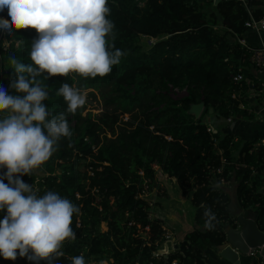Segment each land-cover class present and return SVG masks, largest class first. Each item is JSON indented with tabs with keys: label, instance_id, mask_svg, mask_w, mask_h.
<instances>
[{
	"label": "trees",
	"instance_id": "16d2710c",
	"mask_svg": "<svg viewBox=\"0 0 264 264\" xmlns=\"http://www.w3.org/2000/svg\"><path fill=\"white\" fill-rule=\"evenodd\" d=\"M257 3L249 4L260 17L264 10L253 7ZM209 4L215 10L208 12ZM108 6L116 33L114 40L106 37L108 50L114 51V43L128 52L111 73L44 79L45 72L37 77L47 86L48 100L42 103L53 116L65 113L72 136L61 138L42 164L40 177L32 173L29 178L36 181L38 195L55 191L80 207V214L72 217L76 239L64 242L62 257L30 260L17 254L15 260L0 256V264H71L77 255H83L86 264H170L173 259L177 264H209L202 259L204 249L226 239L227 224L236 225L229 195L220 188L221 180L232 176L239 205L253 206L258 227L264 230V191L257 187L264 179L261 136L244 139L217 127L209 131L204 119L209 108L225 118H253L239 106L246 102L248 83L231 76L240 68L245 77H255L251 50L239 41L247 30L245 7L237 0H108ZM141 36L160 38L145 47ZM5 38L7 47L0 36V86L22 97L24 93L9 87L16 77L10 58L32 64L29 53L38 34L34 28L14 29ZM254 82L258 87L256 77ZM63 83L80 90L107 86L109 92L102 97L113 107L97 117L83 115L81 108L68 113L57 94ZM183 87L184 93L173 97L172 89ZM199 101L204 106L195 117L188 109ZM123 113H129V119L121 125ZM156 165L176 178L195 206V226L166 254L157 253L167 238L162 220L151 215V203L142 196L145 188L158 183ZM206 210L215 216L212 229L205 227ZM246 257L247 264H264V257Z\"/></svg>",
	"mask_w": 264,
	"mask_h": 264
},
{
	"label": "clouds",
	"instance_id": "9594fccd",
	"mask_svg": "<svg viewBox=\"0 0 264 264\" xmlns=\"http://www.w3.org/2000/svg\"><path fill=\"white\" fill-rule=\"evenodd\" d=\"M7 8L8 19L0 17V30L9 36L14 29L34 28L38 38L31 44L32 64L10 58L16 77L9 87L20 95H10L0 86V167L6 168L0 179V256L15 260L17 254L30 260L65 255V241H75L72 217L80 207L58 192L37 194L20 176L31 175L57 150L63 137H71L65 113L55 116L42 101L48 100L47 86L37 77H104L128 55L127 50L111 47L106 37L115 39V24L108 19V0H0V11ZM33 64L36 67H33ZM75 114L86 102L79 88L63 83L57 90ZM51 117V118H50ZM14 174H19L14 176ZM205 227H214V214L206 210ZM18 250V253H17ZM31 252V255L29 254ZM71 264H86L83 255L71 258Z\"/></svg>",
	"mask_w": 264,
	"mask_h": 264
},
{
	"label": "rangeland",
	"instance_id": "374dc122",
	"mask_svg": "<svg viewBox=\"0 0 264 264\" xmlns=\"http://www.w3.org/2000/svg\"><path fill=\"white\" fill-rule=\"evenodd\" d=\"M205 8L208 12L215 10L214 6L210 4L206 5ZM159 38H148L145 36H141L140 39H141V43L145 47H148ZM230 39H233V37L230 36ZM3 44L5 47H7L8 41L5 39L3 41ZM255 90L256 89H254V91ZM81 91L86 95V102L83 106L80 107L83 115L90 112L92 117H97L106 109H110L111 107H113V105L108 107V105L104 102L102 97V93L109 92V87L104 86L96 89L86 88ZM184 91H185L184 87L173 88L172 95L173 97H179L184 93ZM262 92H264V89ZM262 96H264V93H262ZM255 115L256 113L254 112V110H252L253 118L255 117ZM230 118L231 120H228L227 117L225 118L223 116L209 112L204 119L206 120L207 126H211L213 128L212 131H215L216 130L215 127H217L218 130L245 134V136H256L257 134L264 133V127H262V125H264V118L262 120H257V119L247 120V119H242L244 117H236L233 114H231ZM128 119H129V113L120 114L121 125H123L122 123L123 121ZM242 123L244 124L242 125ZM108 135H110V133H108ZM261 138H264V136H261ZM155 168H156V177L158 179V183H156V185L153 187L145 188L144 192L142 193V196L151 203V210H152L151 215L155 216L154 214L159 213L157 211H160L161 208H166L170 206L181 208L183 212L187 214L188 217L194 215L195 206L190 200L189 193L184 194L182 192L175 177L168 176L160 169V167H158V165H156ZM43 172H44L43 165H41L40 168L34 169L32 171V173L37 177H40L43 174ZM17 175L19 174H15L14 176ZM20 179L26 184L32 185V187L36 189V181L32 182L29 178V175L26 174L20 176ZM257 187L259 188V190L264 191V179H262V181L258 184ZM220 188L225 192H227L229 195L230 215L231 218L234 220L235 224L238 225V210L239 208H241V206L239 205L236 194L237 180L233 176L228 179H222L220 183ZM101 227L103 229L106 228L104 223L101 224ZM139 232L142 234H146L145 230L142 228L139 229ZM103 264H108V263L106 261H103Z\"/></svg>",
	"mask_w": 264,
	"mask_h": 264
},
{
	"label": "crops",
	"instance_id": "0c3cea01",
	"mask_svg": "<svg viewBox=\"0 0 264 264\" xmlns=\"http://www.w3.org/2000/svg\"><path fill=\"white\" fill-rule=\"evenodd\" d=\"M259 3L254 5L253 7H259L262 10H264V0H257ZM239 41L243 45H248L252 47H260L264 45V31L263 32H257L254 29L247 28V30L243 33L242 38L239 39ZM254 76L259 81L257 89H260V91H263L264 89V76L262 73L257 72L252 67ZM254 77V78H255ZM253 78V79H254ZM262 93L258 96L259 99L262 98ZM246 102H241L239 104L240 107L247 108L249 111L252 112L254 109H259L260 115L255 116L254 118H242V119H257L262 120L264 118V104L254 102L249 95L245 97ZM244 123H242L243 125ZM264 127V125H262ZM234 134L244 138V139H252L257 136H264V133L257 134L256 136H245V134ZM181 210V211H180ZM159 213L154 214L156 217L160 218L163 223V227L165 228V232L167 235L166 240L159 246V251L162 253H169L171 251H174V249L177 247V242L180 241L186 232L190 231L194 226L193 221V215L190 217L187 216L186 213L183 212V210L179 207H166L161 208L160 211H157ZM242 213L246 216L252 217L256 220L257 211L253 207H246V208H239L238 214ZM255 251V250H254ZM249 257H255L258 258V253L255 251L253 255H248ZM205 261H207L209 264H232L228 262L226 259L221 257L219 255V251L217 246H208L203 251V258ZM248 257L242 256L241 257V264H247Z\"/></svg>",
	"mask_w": 264,
	"mask_h": 264
},
{
	"label": "water",
	"instance_id": "95a60500",
	"mask_svg": "<svg viewBox=\"0 0 264 264\" xmlns=\"http://www.w3.org/2000/svg\"><path fill=\"white\" fill-rule=\"evenodd\" d=\"M203 106V101L192 103L188 111L198 117ZM209 112H212V108H209ZM5 172L6 168L0 167V179L7 184L8 181L4 178ZM5 215L6 209H0V219H3ZM224 230L226 239L216 245L221 257L232 264H241V257L248 256L250 250H255L258 256L264 257V230L258 227L254 218L239 213L238 225H226Z\"/></svg>",
	"mask_w": 264,
	"mask_h": 264
},
{
	"label": "built area",
	"instance_id": "2783aa9c",
	"mask_svg": "<svg viewBox=\"0 0 264 264\" xmlns=\"http://www.w3.org/2000/svg\"><path fill=\"white\" fill-rule=\"evenodd\" d=\"M237 1H239V3H241L245 7V9L247 10V13H248V18L245 20L244 25L247 28L254 29L255 31H257L259 33L263 32L264 31V14L261 15L260 17H256L253 14L252 6H250V4H249L251 0H237ZM0 17H3L4 19L9 18L7 8L0 11ZM0 36L3 39L2 40V43H3V41L6 39L5 38V32L3 30H0ZM8 43H9V41H8ZM246 46L251 50V65H252V67L257 72L262 73L264 76V45H262L260 47H252V46H248V45H246ZM231 76L235 82H240L242 80H245L248 83L247 92H248V95L250 96V98L254 102L256 101L257 103L259 102L261 104H264V96H262L261 99L258 98V96L261 94L262 91H260V89H257L253 78L245 77L243 71L240 68H238V70L236 72L232 73ZM254 89H256V90L254 91ZM254 112L256 113L255 116L260 115L259 109H254ZM0 116H2L1 113H0ZM227 119L231 120L230 117H227ZM207 129L209 131H212L213 128L211 126H207ZM258 143L264 145V138H261ZM157 253H162V252L158 250ZM254 253H255L254 250H250L248 252V254H250V255H253ZM177 263H178V259H173L170 264H177Z\"/></svg>",
	"mask_w": 264,
	"mask_h": 264
}]
</instances>
